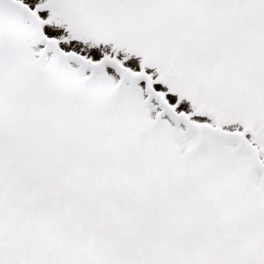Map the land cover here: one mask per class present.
Returning <instances> with one entry per match:
<instances>
[{"label": "snow or ice", "instance_id": "1", "mask_svg": "<svg viewBox=\"0 0 264 264\" xmlns=\"http://www.w3.org/2000/svg\"><path fill=\"white\" fill-rule=\"evenodd\" d=\"M0 264H264V0H0Z\"/></svg>", "mask_w": 264, "mask_h": 264}]
</instances>
